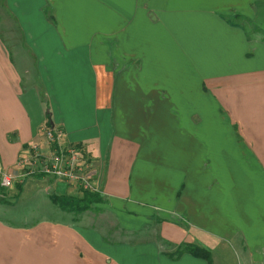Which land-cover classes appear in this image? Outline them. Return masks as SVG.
I'll use <instances>...</instances> for the list:
<instances>
[{
  "label": "crops",
  "instance_id": "crops-1",
  "mask_svg": "<svg viewBox=\"0 0 264 264\" xmlns=\"http://www.w3.org/2000/svg\"><path fill=\"white\" fill-rule=\"evenodd\" d=\"M46 127L104 201L16 175ZM0 169V264H264V0H0Z\"/></svg>",
  "mask_w": 264,
  "mask_h": 264
},
{
  "label": "built area",
  "instance_id": "built-area-1",
  "mask_svg": "<svg viewBox=\"0 0 264 264\" xmlns=\"http://www.w3.org/2000/svg\"><path fill=\"white\" fill-rule=\"evenodd\" d=\"M43 132L49 144L46 151L40 150L37 144L28 147L26 153L17 158L19 172L16 175L52 177L90 188V166L81 146L73 142L58 144L57 134L51 127H46ZM12 178L13 174L0 169L1 186H10Z\"/></svg>",
  "mask_w": 264,
  "mask_h": 264
},
{
  "label": "trees",
  "instance_id": "trees-1",
  "mask_svg": "<svg viewBox=\"0 0 264 264\" xmlns=\"http://www.w3.org/2000/svg\"><path fill=\"white\" fill-rule=\"evenodd\" d=\"M77 144V143H75ZM79 145V144H77ZM17 189H19V183H16ZM2 193H0V201H4L1 197ZM51 201L56 204L59 208L63 210H76L81 211L85 208H88L91 203L93 202H102L104 199L101 197L98 191H91L87 188L81 189V195L77 196L74 194H67V193H51L49 195ZM189 253L203 257L207 264L210 263L209 252L204 247H199L196 245H188L184 247ZM181 249L175 250V253H179Z\"/></svg>",
  "mask_w": 264,
  "mask_h": 264
},
{
  "label": "rangeland",
  "instance_id": "rangeland-1",
  "mask_svg": "<svg viewBox=\"0 0 264 264\" xmlns=\"http://www.w3.org/2000/svg\"><path fill=\"white\" fill-rule=\"evenodd\" d=\"M77 186H78L79 191L81 192L83 185L77 184ZM7 188L8 187H4V186L0 185V193H4ZM87 189L91 190V191H96V190L90 189V188H87ZM38 202H39V200H34V204H38ZM22 204L23 203L18 204L16 207H13L12 211L6 212V215L11 217V219H20V216H21V217H25L24 219H27V220H30V219L35 218V217H39L40 215H50L49 212H47V210L41 209L42 207H39V208L35 207L33 210H31L28 207H23ZM70 211L79 212L76 210H70ZM1 215L3 216L4 213H2Z\"/></svg>",
  "mask_w": 264,
  "mask_h": 264
}]
</instances>
